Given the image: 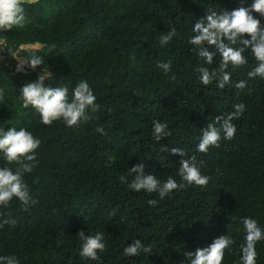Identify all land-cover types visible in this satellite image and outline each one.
I'll list each match as a JSON object with an SVG mask.
<instances>
[{"label":"trees","instance_id":"1","mask_svg":"<svg viewBox=\"0 0 264 264\" xmlns=\"http://www.w3.org/2000/svg\"><path fill=\"white\" fill-rule=\"evenodd\" d=\"M254 0H37L24 5L27 23L5 37L6 63L0 65V128H24L41 141L38 166L25 181L37 204L25 211L15 198L0 208L15 225L0 228V256H15L19 264H190L195 253L220 236L234 243L223 264H242L240 246L246 235L242 218L257 220L264 229V79H248L256 61L251 49L248 65L231 73L223 90L214 82L204 86L196 69L209 67L194 52L189 38L197 20L210 11L218 14ZM264 28V16L253 12ZM174 28L176 36L164 46L159 37ZM248 38V37H245ZM226 42V41H225ZM21 46H30L22 48ZM215 52L209 70L218 67ZM40 56L52 78L45 87L67 86L69 95L82 80L88 82L97 112L79 128L63 121L41 123L31 106L23 107L22 88L34 83L41 69L17 72L19 59ZM171 61L165 74L157 67ZM247 80V87L234 85ZM245 111L233 120L231 141L200 153L202 131L217 116ZM167 122L171 136L157 142L152 121ZM103 126L107 135L96 132ZM181 148L186 155H173ZM165 149V150H164ZM195 156L206 186L186 185L161 200L158 194L128 188L130 169L140 163L145 174L166 181L178 176L181 159ZM8 164L0 153V168ZM125 177V182L121 177ZM157 200L152 206L149 200ZM115 213V215H111ZM104 233L106 250L99 261L79 255L78 233ZM133 239L151 245L150 255L127 257L123 249ZM257 264H264V241L256 245Z\"/></svg>","mask_w":264,"mask_h":264},{"label":"clouds","instance_id":"2","mask_svg":"<svg viewBox=\"0 0 264 264\" xmlns=\"http://www.w3.org/2000/svg\"><path fill=\"white\" fill-rule=\"evenodd\" d=\"M36 2L37 0H0V31L8 32L15 28H23L27 23L24 5ZM253 12L264 16V0H254L250 8L240 7L231 12L223 11L218 14L216 11H210L205 18L195 22L192 29L194 35L189 38L188 43L194 46L193 52L209 66L196 69L202 85L208 86L215 82L216 87L223 90L231 83V73L248 65L249 62L244 55L247 49H251L256 61L255 67L247 73L248 79L256 77L264 79V28H261L260 21L254 18ZM175 36L174 28L162 34L159 37L160 46L168 45ZM206 44L209 47L214 46L220 54L218 67L211 71L209 68L213 64L216 53L208 51ZM13 56L20 58L16 54ZM26 65L32 70L40 68L42 74L36 82L26 84L22 88L23 107L27 109L31 106L35 109L40 115L42 124L52 126L54 122L63 121L69 128H79L81 123H87L92 118L88 114L89 110L91 112L99 110L100 105L96 103L97 98L87 81L82 80L77 83L70 96L67 86L59 88L44 86L45 80L52 78V73L42 68L44 65L42 57L32 55L19 59L17 72L24 71ZM157 67L167 74L172 64L171 61L160 62ZM247 83V80H240L234 87L242 91L247 87ZM3 99L4 92L0 89V101ZM233 107L234 111L217 116L215 121L209 123L202 131L197 146L200 153H207L210 148H219L222 140L231 141L235 137L237 128L232 121L240 119L245 111V105L238 103ZM152 125V136L155 141L159 142L171 136L167 122L154 120ZM95 130L101 135H107L103 126H98ZM40 144V139L24 128L17 130L15 127H10L7 131L0 128V153H3L8 164L17 166L15 169L0 168V208H7L13 198L23 205L25 211L38 203L32 199L29 185L24 177L25 174L32 173L39 164L36 153ZM172 154L181 157L186 155L181 148H173ZM179 163L178 176L181 183H178L171 175L166 181L151 174L146 175L145 165L140 163L129 171L131 175H135L128 183V188L137 193L142 191L150 195L156 193L163 200L174 190L183 189L186 185L200 187L209 183V177L201 173L195 156L181 159ZM125 180L126 178L122 176L121 181L125 182ZM148 203L155 206L157 200L151 199ZM3 215L0 213V216ZM15 224L16 220L4 218L0 222V228ZM242 224L246 235L244 243L240 246L241 262L257 264L256 245L264 241V229L254 218L244 217ZM78 237L82 242L79 255L86 260L99 261L100 253L106 250L104 233L97 231L94 235H86L84 231H80ZM132 241L123 249L125 256L140 257L142 253L150 255L153 252L151 245H145L140 239ZM233 243L234 241L228 236H220L208 247L197 249L195 253H185V256L190 264H223L225 252L230 250ZM0 264H19V261L15 256H0Z\"/></svg>","mask_w":264,"mask_h":264},{"label":"built area","instance_id":"3","mask_svg":"<svg viewBox=\"0 0 264 264\" xmlns=\"http://www.w3.org/2000/svg\"><path fill=\"white\" fill-rule=\"evenodd\" d=\"M6 40L3 36H0V65L6 63V53H5Z\"/></svg>","mask_w":264,"mask_h":264}]
</instances>
